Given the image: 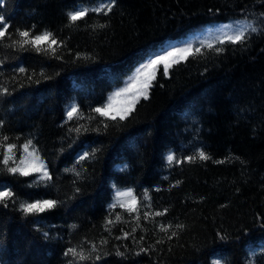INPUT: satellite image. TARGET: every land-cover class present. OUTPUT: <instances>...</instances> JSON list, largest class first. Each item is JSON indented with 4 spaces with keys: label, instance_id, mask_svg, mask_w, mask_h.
I'll use <instances>...</instances> for the list:
<instances>
[{
    "label": "trees",
    "instance_id": "16d2710c",
    "mask_svg": "<svg viewBox=\"0 0 264 264\" xmlns=\"http://www.w3.org/2000/svg\"><path fill=\"white\" fill-rule=\"evenodd\" d=\"M94 2L0 0L6 3L0 15L10 18V32L35 25L37 33L47 29L63 41V46L53 45L62 60L44 51H12L0 45V85L12 91L0 98L4 131L14 142L17 136L19 143L33 139L53 181L45 187L33 183L35 175L12 177L2 169L0 179L15 186L20 200L31 195L61 202L42 217L27 220L11 203L0 206V264H66L63 252L69 241L77 245L86 240L100 248L101 238L109 240L101 253L112 254L95 264H246L253 254L264 264L259 219L264 216V32L251 34L242 46L228 45L220 54L202 49L203 55L173 64L169 77L159 68L150 99L141 100L123 122L91 111L106 102L138 60L165 42L233 22L245 13H255L247 19L258 20L259 0H117L108 16L90 13L66 27L67 10ZM200 41L191 44L198 47ZM77 54L82 59L76 60ZM17 65L27 71H14ZM72 104L80 113L67 122L65 110ZM70 127H79V133L69 132ZM92 148L97 155L82 161L83 167L76 165L81 151ZM200 149L210 159L170 165L165 158L170 151L182 158ZM74 166L80 178L65 172ZM114 183L121 189L132 187L138 202L148 189L155 210L167 209L164 217L141 219L135 234L137 240L145 236L141 243L113 238L136 226L119 208L115 212L122 220L111 217L113 235L104 231ZM77 185L82 192L74 197ZM169 223V231L178 233L171 240L159 231L160 224ZM72 224L78 226L74 231ZM218 233L226 239L221 241ZM117 245L126 258L115 255ZM141 246L148 251L136 255Z\"/></svg>",
    "mask_w": 264,
    "mask_h": 264
},
{
    "label": "snow or ice",
    "instance_id": "6c2138e0",
    "mask_svg": "<svg viewBox=\"0 0 264 264\" xmlns=\"http://www.w3.org/2000/svg\"><path fill=\"white\" fill-rule=\"evenodd\" d=\"M261 12L258 20H248L249 15L255 16V13H245L243 18H234L233 23L222 24L217 30L215 38L212 40H201L198 47H194L192 44H186L183 47H175L171 50L164 52H155L145 61L139 63V67L136 69L135 74L129 78V81L124 87L118 88L111 95L108 96L107 101L100 104V106L92 107L91 111L96 113L99 117H103L107 121L123 122L132 112L136 109L138 103L141 100L148 101L150 99V90L153 88V82L156 80L159 66L162 65L164 77H169L170 68L172 64H179L182 60H186L189 56L203 55L202 49H208L215 51L217 54L225 51L228 45H244L247 43L251 34L257 32H264V0H259ZM117 5V0H95L91 7H73L66 11V17L68 24L66 27L77 25L78 22L83 21L89 14H95L97 16H108L114 10ZM6 7V3H0V8ZM211 11V9H210ZM10 18L0 15V45L8 48L12 51L19 49L20 51H27L29 49L35 50L38 54L41 51L50 53L53 59L62 60L63 57L57 52V48L53 45L63 46V41L57 40L54 33L50 30H43L39 33L35 31V25L32 29L17 27L14 31L10 32L9 29L12 25L9 22ZM259 23V27H257ZM105 27V25H100ZM46 44V47L42 49V45ZM76 60L82 59L77 54ZM2 63V61H0ZM20 73H25L27 69L24 66L17 65L13 70ZM44 75L43 72L40 74ZM15 79V77H13ZM32 79L31 76L28 77ZM39 82V81H37ZM12 95V91L8 86L0 85V98H7ZM80 113V108L76 104H72L65 110L67 122L74 119V116ZM84 117L81 115V119ZM89 120L95 119V117H87ZM63 127V125H61ZM6 122L0 120V169L6 172L12 177H29L35 175L37 179L33 183L39 185L43 183L45 187L49 186L53 181V175L50 170L49 164L45 163V159L41 155L40 149L37 144L33 142L31 138H24L23 143H19L21 137L17 136L15 142L12 141L9 135L4 131ZM109 127L108 123L104 124V128ZM76 131L79 133L80 128H69V132ZM97 149H84L81 151L79 158L76 160V165L83 167L82 161H86L97 155ZM166 161L168 164H182L185 161L193 163L197 158L201 161H207L210 157L202 149L197 150L191 155H182V158H178L174 152L170 151L166 155ZM223 161H216V163H222ZM72 171L77 178H80V172L74 166L73 169H65V172ZM76 184V181H73ZM179 183V182H178ZM32 183L28 184L31 188ZM114 189V195L112 201L109 203V214L104 221V231L108 232L110 236L113 235L111 228L114 224L113 215L115 221H121L122 216L116 213L117 208L122 209L129 216V222H135V227L131 228V231H125L121 229L122 235L114 236L115 240H127L132 238L134 243H141L144 241L145 236L140 235L139 240L136 239L137 228L140 226L141 219L147 222L149 219L155 220L156 217H164L167 213V209L155 210L149 195V190L145 189L143 192V200H137L136 194L132 187L121 189L115 183L112 185ZM159 191L157 187L155 189ZM82 189L77 185L74 188V197L81 194ZM20 200V194L17 192L15 186L8 180L0 179V206L8 208L10 203L15 211L22 214V218L27 220L28 217H42V214L48 213L56 209L60 205V201L50 197H33L27 195L25 200H20L18 207H16L17 201ZM147 203H144V202ZM141 209L143 211L141 212ZM261 220L260 227L264 228V216L259 218ZM36 221L33 220L32 223ZM78 226L76 224L69 225V229L74 231ZM173 225L171 223L164 225L160 224L159 231L165 233L167 238L171 240L173 237H177L176 231H169ZM177 229H182L183 225H175ZM221 241L226 239L223 234H217ZM45 240L50 238L49 232H43ZM100 248L94 242L81 241L77 245H71L69 241V247H67L63 256L66 258V264H95L96 261L101 260L102 255H111V252L101 253V248L106 247L109 244V240L101 238ZM156 243H162L160 239L156 240ZM88 244V247H85ZM151 247V246H149ZM121 246H115V255L117 257L126 258L125 252H122ZM125 251L127 248L125 246ZM148 249L141 246L136 255L142 252H147ZM264 256V252L261 253ZM213 264H218L217 261H213ZM246 264H259V260L253 254V257H246Z\"/></svg>",
    "mask_w": 264,
    "mask_h": 264
},
{
    "label": "rangeland",
    "instance_id": "374dc122",
    "mask_svg": "<svg viewBox=\"0 0 264 264\" xmlns=\"http://www.w3.org/2000/svg\"><path fill=\"white\" fill-rule=\"evenodd\" d=\"M228 23H233V22H228ZM222 24H225V23L209 25V26H205V27H202V28H198V29L192 30L191 32H189L187 35H185L183 37H180L178 39L170 40V41L165 42L160 47H158L153 53H155V52H164L166 50H171V49H173L175 47H183L186 44H191V42L194 39H199V40H206V39L207 40H211V39H214L215 35L217 33V30L221 27ZM150 56L151 55H147V56H144L143 58H141L140 60H138V62L136 63V66L133 69L132 73L123 80V82H122V84L120 86L114 87L108 93L107 98H108L109 95H111L118 88L124 87L125 84L129 81V78L132 77L135 74L136 69L139 67V63L145 61ZM173 64H175V63H173ZM159 68L162 69V65L159 66Z\"/></svg>",
    "mask_w": 264,
    "mask_h": 264
}]
</instances>
